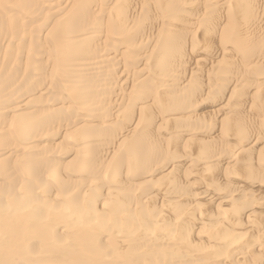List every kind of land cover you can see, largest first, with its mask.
<instances>
[{
    "label": "rangeland",
    "instance_id": "1",
    "mask_svg": "<svg viewBox=\"0 0 264 264\" xmlns=\"http://www.w3.org/2000/svg\"><path fill=\"white\" fill-rule=\"evenodd\" d=\"M0 237V264H264V0H0Z\"/></svg>",
    "mask_w": 264,
    "mask_h": 264
},
{
    "label": "bare ground",
    "instance_id": "2",
    "mask_svg": "<svg viewBox=\"0 0 264 264\" xmlns=\"http://www.w3.org/2000/svg\"><path fill=\"white\" fill-rule=\"evenodd\" d=\"M31 1V0H30ZM254 2H255V0H254ZM34 3V2H33ZM74 3V2H73ZM137 16V15H136ZM165 36V35H164ZM164 40V39H163ZM163 43H164V41H163ZM162 43V44H163ZM164 45V44H163ZM178 46V45H177ZM226 49V48H225ZM65 51V50H64ZM67 55V54H66ZM225 55H226V53H225ZM69 56V55H68ZM224 57V56H223ZM75 66V65H74ZM181 66V65H180ZM141 74H142V72H141ZM143 101V100H142ZM74 117V116H73ZM87 117V116H86ZM68 121V120H67ZM69 122V121H68ZM77 123V122H76ZM76 123H74L73 122V124H76ZM73 126H75V125H73ZM84 126V125H83ZM75 129V128H74ZM79 130V129H78ZM71 132V131H70ZM70 132H69V134H70ZM22 145V144H21ZM16 148V147H15ZM30 149V148H29ZM172 160V159H171ZM170 161V160H169ZM173 161V160H172ZM174 162V161H173ZM126 173V172H125ZM51 193V192H50ZM93 196V195H92ZM120 204H121V202H120ZM102 206V205H101ZM124 206V205H123ZM129 206V205H128ZM22 208V207H21ZM130 209V208H129ZM94 211V210H93ZM99 212V211H98ZM145 212V211H144ZM141 214V213H140ZM188 214V213H187ZM134 215V214H133ZM147 216V215H146ZM92 219V218H91ZM80 220V219H79ZM253 220V219H252ZM12 221V220H11ZM98 221V220H97ZM138 221V220H137ZM250 221V220H249ZM10 222V221H9ZM95 222V221H94ZM117 223V222H116ZM8 224V223H7ZM118 224V223H117ZM147 226V225H146ZM145 226V227H146ZM24 230V229H23ZM250 230V229H249ZM21 232V231H20ZM250 232V231H249ZM108 234V233H107ZM116 236V235H115ZM144 236V235H143ZM128 237H130V236H128ZM127 237V238H128ZM1 238V237H0ZM26 240V239H25ZM138 240V239H137ZM240 240H241V238H240ZM129 241V240H128ZM136 241V240H135ZM247 245V244H246ZM17 247V246H16ZM16 247H15V249H16ZM44 247V246H43ZM14 248H13V251L15 250ZM10 250V249H9ZM12 250V249H11ZM43 250V249H42ZM12 252V251H11ZM16 252H17V250H16ZM32 252V251H31ZM44 252V251H43ZM251 253V252H250ZM24 254V253H23ZM25 254H26V252H25ZM25 254H24V256H25ZM23 256V257H24ZM11 257H13V256H11ZM17 257H18V255H17ZM23 257H21V258H23ZM25 258H26V256H25ZM24 258V259H25ZM17 259V258H16ZM234 260V259H233ZM240 261V260H239ZM19 262H20V259H19ZM31 264V263H30Z\"/></svg>",
    "mask_w": 264,
    "mask_h": 264
}]
</instances>
